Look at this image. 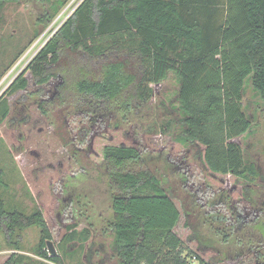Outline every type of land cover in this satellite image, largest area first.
<instances>
[{
	"label": "trees",
	"instance_id": "trees-1",
	"mask_svg": "<svg viewBox=\"0 0 264 264\" xmlns=\"http://www.w3.org/2000/svg\"><path fill=\"white\" fill-rule=\"evenodd\" d=\"M14 1L19 0H0V11ZM68 2L54 0L52 14L45 13L43 21L51 22ZM27 70L40 85L60 76L51 103L60 101V109L84 110L96 118L147 104L154 96L153 84L173 73L179 87L167 109L168 115H176L180 140L196 149L212 174L250 182L260 176L258 166L234 139L252 128L253 114L245 103L248 86L264 109V0H83ZM28 82L23 71L11 89H26ZM3 100L0 123L11 112ZM47 103H40L44 112ZM103 154L112 194L109 227L115 235L118 264L199 262L174 230L181 211L159 177L149 169L128 167L141 162L139 150L107 145ZM3 176L0 168V180ZM35 226L40 230L35 254L64 264L61 253L51 254L52 233L41 209L10 210L0 197V229L15 250L2 264H30L21 239L27 228ZM230 228L229 233L218 228L225 243L234 236ZM75 230L65 238L71 242L81 238L83 246L91 231ZM64 252L69 257L74 254L68 247ZM87 257L81 264H93L89 253ZM263 258L258 264H264Z\"/></svg>",
	"mask_w": 264,
	"mask_h": 264
},
{
	"label": "rangeland",
	"instance_id": "rangeland-1",
	"mask_svg": "<svg viewBox=\"0 0 264 264\" xmlns=\"http://www.w3.org/2000/svg\"><path fill=\"white\" fill-rule=\"evenodd\" d=\"M53 1L7 2L0 11V99L11 109L0 123V168L4 170L0 197L8 209L31 213L40 208L64 264H81L88 253L93 264H118L113 253L115 235L109 227L112 194L103 150L107 145L134 146L141 162L128 167L151 170L173 196L181 211L174 230L198 255L195 264H258L264 257V109L257 93L248 86L245 103L253 114L252 128L234 139L259 168L254 182L212 174L196 149L180 140L176 115H168L167 109L179 87L173 73L153 84L154 96L147 104L126 112L119 109L96 118L84 110L60 109V101L51 100L62 78L40 85L27 70L83 0H69L51 22H45ZM23 71L28 86L14 91L12 82ZM42 101L51 103L45 105L47 112L40 106ZM219 227L228 233L233 228L231 242L223 241ZM87 228L91 238L83 246L81 238L72 242L65 238L73 229L80 233ZM39 238L38 227L27 228L22 253L31 257L30 264H56L35 254ZM67 247L74 250L73 256L64 254ZM14 251L0 229V264Z\"/></svg>",
	"mask_w": 264,
	"mask_h": 264
},
{
	"label": "water",
	"instance_id": "water-1",
	"mask_svg": "<svg viewBox=\"0 0 264 264\" xmlns=\"http://www.w3.org/2000/svg\"><path fill=\"white\" fill-rule=\"evenodd\" d=\"M48 245H49V247H50L51 254H52V255H57L56 248H54V245H53V243H52L51 240L48 242Z\"/></svg>",
	"mask_w": 264,
	"mask_h": 264
},
{
	"label": "crops",
	"instance_id": "crops-1",
	"mask_svg": "<svg viewBox=\"0 0 264 264\" xmlns=\"http://www.w3.org/2000/svg\"><path fill=\"white\" fill-rule=\"evenodd\" d=\"M4 251V250H3ZM3 251H1V252H3ZM2 255V254H1ZM3 256V255H2ZM5 258V257H4ZM4 258L2 259V261L4 260Z\"/></svg>",
	"mask_w": 264,
	"mask_h": 264
},
{
	"label": "built area",
	"instance_id": "built-area-1",
	"mask_svg": "<svg viewBox=\"0 0 264 264\" xmlns=\"http://www.w3.org/2000/svg\"><path fill=\"white\" fill-rule=\"evenodd\" d=\"M197 261V260H196Z\"/></svg>",
	"mask_w": 264,
	"mask_h": 264
}]
</instances>
